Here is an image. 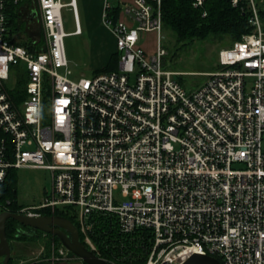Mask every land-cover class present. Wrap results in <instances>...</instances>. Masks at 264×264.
I'll return each mask as SVG.
<instances>
[{
	"label": "built area",
	"instance_id": "obj_1",
	"mask_svg": "<svg viewBox=\"0 0 264 264\" xmlns=\"http://www.w3.org/2000/svg\"><path fill=\"white\" fill-rule=\"evenodd\" d=\"M5 1L0 183L20 167L45 168L51 176L42 200L15 212L68 208L81 243L107 264L119 263L98 255L96 214L113 215L120 233L146 232L144 264H183L193 254L221 264H264V25L257 4L264 0H230L250 10L251 30L222 46L217 67L190 90L176 79L180 72L161 65L160 0L124 4L115 20L107 14L110 0H103L101 22L114 38L116 69L77 77L64 46L66 35L81 32L76 1L33 0L29 12L43 32L42 41L33 37V50L5 37ZM64 6L72 12L71 32L63 29ZM143 31L156 32L151 54L139 42ZM8 203L0 202V211ZM51 243L50 255L16 264L67 257L61 243Z\"/></svg>",
	"mask_w": 264,
	"mask_h": 264
},
{
	"label": "trees",
	"instance_id": "obj_2",
	"mask_svg": "<svg viewBox=\"0 0 264 264\" xmlns=\"http://www.w3.org/2000/svg\"><path fill=\"white\" fill-rule=\"evenodd\" d=\"M193 0H160V12L162 25L172 30L176 41L182 45L186 41L195 39H226L230 44L233 40L239 38L241 34L250 32L251 26L248 22L250 10L242 1L237 5H232L230 0H204L202 5L193 6ZM258 14L264 25V1L258 3ZM34 7L33 0H19L14 3L12 0H6L3 12L8 26V36L14 43L26 46L33 50V36L38 35L42 41V31L40 28L36 31H29L24 35L20 31L22 19L28 24H37L36 18L29 12ZM121 4L115 2L109 10L108 16L117 19L120 13ZM205 12V15L202 13ZM23 17V18H22ZM22 34V36H21ZM15 35V37H13ZM36 48H39L36 46ZM118 53L112 52L107 62L100 68L93 69V72L109 71L116 69ZM217 67V64L214 65ZM17 175L16 169H11L6 178L0 183V202L9 200L6 204L8 211L15 212L19 204L15 200ZM41 214L62 215L73 223L75 220L68 212V208H57L53 211L41 209ZM96 222L93 225L92 237L99 251V256L104 258H114L119 264H144L147 254L146 232L142 229L131 233H120L117 229L113 215H95ZM30 227L18 222L13 218H7L5 221V235L9 239L17 240H35L43 231L36 229L29 231ZM48 243L54 242L58 245V238L50 234ZM79 240L83 243L79 234ZM47 243V244H48ZM11 264V261L8 263Z\"/></svg>",
	"mask_w": 264,
	"mask_h": 264
},
{
	"label": "rangeland",
	"instance_id": "obj_3",
	"mask_svg": "<svg viewBox=\"0 0 264 264\" xmlns=\"http://www.w3.org/2000/svg\"><path fill=\"white\" fill-rule=\"evenodd\" d=\"M110 1L113 3L116 0ZM77 7L81 33H69L64 37L68 66L72 72L71 77L92 75L93 69L98 68L96 66L98 61L95 57L97 53H99V49H106V51H109L110 45L111 53L115 51L114 43H112V41L109 43L111 36L107 33L106 29H104L105 27L100 24L99 19L97 17H90V12H85L83 10L80 1H77ZM91 12L95 13L94 11ZM61 17L64 31H73L74 20L70 8L66 6L62 7ZM38 28L42 31L39 22L37 24H34V22L28 24L26 20L22 19L20 24V31L24 35L27 34V29H29V31H37ZM160 34L161 45L166 49V53L161 60V65L163 68L180 72V74L175 75V77L187 90L198 86L206 79L205 73L215 69L214 65L216 64L217 51L222 46L227 45L225 44L227 43L226 39L219 40L210 38L186 41L182 45L180 42L176 41V37L172 30L163 25ZM36 37H38V35H36ZM155 41V31L141 32L139 42L147 54H151L154 51ZM104 59L106 60V57ZM23 84L24 82L19 83L21 87ZM16 175L15 200L18 204H36L42 200L45 192L50 190V171L45 168L20 167L16 169ZM116 196L117 194H115V197ZM39 235L40 236L36 237L35 240L9 239L13 251L10 252L8 263L11 261V264H16L20 261L32 260L34 257L42 258L50 255L52 243H48L50 239L49 232H43ZM54 246L57 247L58 245L54 243ZM53 250L56 252V249ZM56 263L85 264V262L77 256L65 257L57 260Z\"/></svg>",
	"mask_w": 264,
	"mask_h": 264
},
{
	"label": "water",
	"instance_id": "obj_4",
	"mask_svg": "<svg viewBox=\"0 0 264 264\" xmlns=\"http://www.w3.org/2000/svg\"><path fill=\"white\" fill-rule=\"evenodd\" d=\"M7 218H13L31 228L55 235L59 242L66 248L67 257H80L87 264H107L103 258L98 257L80 242L77 228L68 218L58 214L29 216L7 210L0 211V256H4L2 264H8L10 257L9 241L5 235V221ZM197 263L221 264L215 257L200 254H193L183 264Z\"/></svg>",
	"mask_w": 264,
	"mask_h": 264
},
{
	"label": "crops",
	"instance_id": "obj_5",
	"mask_svg": "<svg viewBox=\"0 0 264 264\" xmlns=\"http://www.w3.org/2000/svg\"><path fill=\"white\" fill-rule=\"evenodd\" d=\"M64 1H68V0H64ZM75 1H76V5H77V1H80L83 10L85 12H90V15H89L90 17H94V18L97 17L100 21V24L102 25L101 14H102V10H103V0H75ZM132 1L133 0H116L113 3L111 1L110 2H111V4H114L115 2H119L122 6L124 4H129ZM77 9H78V7H77ZM91 11H94L95 13H93ZM104 29H106L107 33L111 36L109 43H110V41H112V43H114V38H113L110 30L107 27H105ZM80 33H76V34H80ZM114 48H115V46H114ZM109 49H110L109 51H106V49L105 50L99 49V53H97V56L95 57V59L98 61L97 65H96L98 68H100L101 66H103L107 62V60L111 54L110 45H109ZM105 57H106V60L104 59ZM102 61H104V62L100 63Z\"/></svg>",
	"mask_w": 264,
	"mask_h": 264
},
{
	"label": "flooded vegetation",
	"instance_id": "obj_6",
	"mask_svg": "<svg viewBox=\"0 0 264 264\" xmlns=\"http://www.w3.org/2000/svg\"><path fill=\"white\" fill-rule=\"evenodd\" d=\"M34 230H36V229L30 227V230H29V231H34ZM9 246H10V252H12L13 249H12V245H11L10 242H9ZM3 257H4V256H0V264H2Z\"/></svg>",
	"mask_w": 264,
	"mask_h": 264
}]
</instances>
